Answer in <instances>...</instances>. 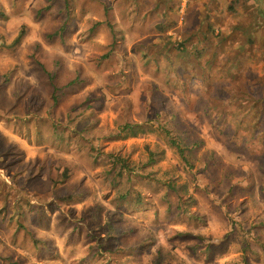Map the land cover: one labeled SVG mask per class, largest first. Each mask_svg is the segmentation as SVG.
Wrapping results in <instances>:
<instances>
[{
  "label": "rangeland",
  "instance_id": "rangeland-1",
  "mask_svg": "<svg viewBox=\"0 0 264 264\" xmlns=\"http://www.w3.org/2000/svg\"><path fill=\"white\" fill-rule=\"evenodd\" d=\"M0 264H264V0H0Z\"/></svg>",
  "mask_w": 264,
  "mask_h": 264
},
{
  "label": "trees",
  "instance_id": "trees-1",
  "mask_svg": "<svg viewBox=\"0 0 264 264\" xmlns=\"http://www.w3.org/2000/svg\"><path fill=\"white\" fill-rule=\"evenodd\" d=\"M65 29H66V25L63 24V25L61 26V28L56 32L55 35H57V34H61V35H62V33L65 31ZM19 40H20V38H18V39L15 41V43H17ZM108 56H109V53L106 54V57H108ZM137 127H138V126H137L136 124H133V123H131V122H128V123H126V124L123 125L122 129H123V131H128V133H131V134H133V135H136V134L138 133V128H137ZM139 127H140V125H139ZM163 129H164V131L166 132V134H168L169 136L171 135V138H170L171 143H172L174 146L178 147L179 151H180L181 154L184 156L185 153H184V150H183L182 143L179 142V141L177 140V138H175L174 136H172V132H171V130H169V129L166 128L165 126H163ZM114 159H115V158H114ZM120 159H121V158H120ZM120 159H118V160L116 161L115 164H118V161H119ZM121 162H122L123 165H125V164L127 165V166H125V168H128V169H129V168L131 167V166L127 163L126 160L122 159ZM125 196H126V194H125ZM19 225H21V224H19ZM21 227H22V226H21Z\"/></svg>",
  "mask_w": 264,
  "mask_h": 264
}]
</instances>
